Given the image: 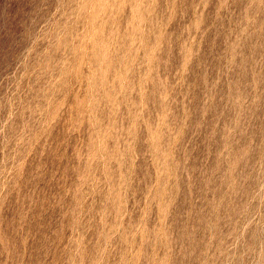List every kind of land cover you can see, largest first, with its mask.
<instances>
[{"label": "clouds", "instance_id": "clouds-1", "mask_svg": "<svg viewBox=\"0 0 264 264\" xmlns=\"http://www.w3.org/2000/svg\"><path fill=\"white\" fill-rule=\"evenodd\" d=\"M210 6L30 0L0 57V264H264V0Z\"/></svg>", "mask_w": 264, "mask_h": 264}, {"label": "rangeland", "instance_id": "rangeland-1", "mask_svg": "<svg viewBox=\"0 0 264 264\" xmlns=\"http://www.w3.org/2000/svg\"><path fill=\"white\" fill-rule=\"evenodd\" d=\"M163 4V0H161ZM187 3L190 4L191 0H187ZM29 4L30 0H0V57H3L8 54L9 52V46L13 45V41L15 38V35L19 32L21 25L23 24L24 20L26 19V16L29 12ZM214 4L215 0H213V6H210L209 12L214 11ZM190 15V10H189ZM212 40V34H209V37L207 38V41L204 45V53L211 64L213 68L216 66V60H215V54L208 55L210 44ZM221 47L220 41H217V49L216 52H219V49ZM178 56L174 53V60L173 64L175 65L178 63ZM2 62V60H0ZM215 73L213 72V75ZM193 96L195 97L193 100V108H198L200 104V92L199 90L195 91L193 93ZM261 115H264V104H262L261 108ZM203 149L201 148L199 151H197L194 156L199 157L202 155ZM49 162V169L50 173L52 171H55L56 168L59 166L58 162H56L54 159H49L48 157L45 158ZM42 188H45L46 191H51L56 189V183L55 181L52 182L51 185H41ZM15 205L12 207V211L6 212V216L11 219L12 215L15 212ZM45 208H47V205H45ZM33 216L35 219L32 220L31 223V231L33 235V239L30 240L29 245V251L31 252L33 249H39L41 244L44 242V236L52 235V230L58 227L57 225V216H58V210L56 212H53L52 210H49L47 212H42L41 209L38 207L33 211ZM154 222V220H153ZM150 222L149 227L152 226V223ZM55 239V237H52Z\"/></svg>", "mask_w": 264, "mask_h": 264}]
</instances>
